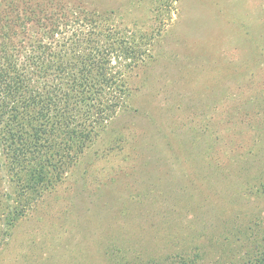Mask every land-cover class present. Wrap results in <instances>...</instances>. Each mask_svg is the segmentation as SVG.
<instances>
[{
    "label": "rangeland",
    "instance_id": "obj_1",
    "mask_svg": "<svg viewBox=\"0 0 264 264\" xmlns=\"http://www.w3.org/2000/svg\"><path fill=\"white\" fill-rule=\"evenodd\" d=\"M79 1L149 58L61 183L3 175L0 264H264V0Z\"/></svg>",
    "mask_w": 264,
    "mask_h": 264
},
{
    "label": "trees",
    "instance_id": "obj_2",
    "mask_svg": "<svg viewBox=\"0 0 264 264\" xmlns=\"http://www.w3.org/2000/svg\"><path fill=\"white\" fill-rule=\"evenodd\" d=\"M77 1L0 0V188L5 175L22 209L126 108L129 77L149 58L111 14Z\"/></svg>",
    "mask_w": 264,
    "mask_h": 264
}]
</instances>
